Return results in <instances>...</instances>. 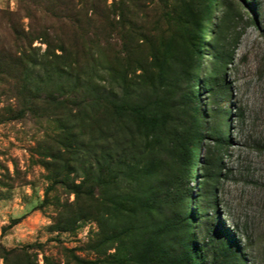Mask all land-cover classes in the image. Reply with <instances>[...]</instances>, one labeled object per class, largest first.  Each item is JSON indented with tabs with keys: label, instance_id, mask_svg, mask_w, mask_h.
<instances>
[{
	"label": "trees",
	"instance_id": "1",
	"mask_svg": "<svg viewBox=\"0 0 264 264\" xmlns=\"http://www.w3.org/2000/svg\"><path fill=\"white\" fill-rule=\"evenodd\" d=\"M221 2H113L102 27L99 75L79 63L77 40L80 49L63 33L47 35L45 52L35 59L30 34L8 22L12 43L0 45V86L16 102L6 108L7 118L52 117L62 124L59 117H70L50 138L67 157L49 145L42 165L54 170L51 187H68L77 199L83 193L87 205L57 215L51 230L73 231L78 220H95L93 251L113 249L107 257L118 264H248L221 224L212 187L231 144L232 111L223 103L231 97L225 72L235 40L223 42L211 27L214 48L203 78L195 74L207 50L206 21ZM225 8L226 16H236Z\"/></svg>",
	"mask_w": 264,
	"mask_h": 264
},
{
	"label": "rangeland",
	"instance_id": "2",
	"mask_svg": "<svg viewBox=\"0 0 264 264\" xmlns=\"http://www.w3.org/2000/svg\"><path fill=\"white\" fill-rule=\"evenodd\" d=\"M82 1L83 5L81 0H0V45L12 43L8 22L30 34L28 41L35 59L45 52L47 35L63 33L66 41H72L78 49L79 44L83 45L79 63L99 75L103 23L112 3L118 0ZM221 3L210 10L206 34L201 37L207 50H202V65L195 73L199 80L203 78L207 51L214 48L211 27L220 32L223 42L235 40L225 72L231 97L223 103L232 111L228 121L231 144L222 157V176L212 187L221 224L233 233L245 262L264 264V0ZM227 5L236 14L233 18L226 16ZM75 16L78 24L73 22ZM70 17H74L71 22L67 19ZM74 30L82 32L77 34L80 41L73 38ZM93 81L101 82L96 76ZM7 89L0 86V264H81L78 260L83 264H118L107 257L113 249L106 254L93 251L98 231L95 220L80 219L73 231L50 229L57 215L66 216L87 205L83 193L77 199L68 187H51L54 170L42 165L48 160L43 156L46 146L63 153L61 145L50 142V138L62 133L60 126L70 117H59L64 120L62 124L52 117L8 119L5 110L14 105L16 98ZM203 143L205 147L207 140ZM204 147L196 151L200 157ZM63 155L67 157L65 152ZM61 160L56 161L57 169H61ZM189 168L192 176L188 187L192 194L188 201L192 207L198 180L193 173L198 172V167L194 164Z\"/></svg>",
	"mask_w": 264,
	"mask_h": 264
}]
</instances>
